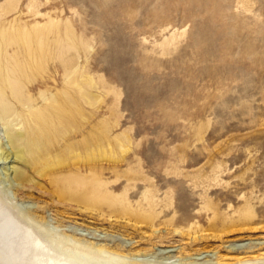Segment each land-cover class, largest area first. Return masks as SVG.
<instances>
[{
    "label": "rangeland",
    "instance_id": "rangeland-1",
    "mask_svg": "<svg viewBox=\"0 0 264 264\" xmlns=\"http://www.w3.org/2000/svg\"><path fill=\"white\" fill-rule=\"evenodd\" d=\"M0 47L17 111L6 78L39 98L84 75L102 97L46 175L3 163L0 122V239L29 242L14 264H264V0H0ZM100 131L106 155L90 157ZM94 177L120 201L82 198Z\"/></svg>",
    "mask_w": 264,
    "mask_h": 264
},
{
    "label": "bare ground",
    "instance_id": "bare-ground-1",
    "mask_svg": "<svg viewBox=\"0 0 264 264\" xmlns=\"http://www.w3.org/2000/svg\"><path fill=\"white\" fill-rule=\"evenodd\" d=\"M27 79L29 80V83L32 84V79ZM52 79L53 82L48 78L42 85L49 84L50 82L56 86L60 85V80H58L57 77H53ZM6 81L12 86L11 93L18 101V104L21 105V108L20 111H17V106L15 107L11 103L0 98V122L5 126V134L8 140V145L10 146V150L4 149L1 151V154L3 155L1 159L5 160L3 163H9L12 158H14V160L25 163L33 173L40 176L51 173V171H55L59 167L64 166L66 160L60 156L61 154L54 155L53 151L56 149V143L59 140L62 139L63 141L65 140L68 142L73 136H77L78 131H81L86 137L81 124L79 125L76 117L77 114H79L83 120H86L87 113L83 106L86 104L101 103L102 101V97L93 99L86 87L87 84L91 85L94 83V78L86 77L84 75L75 76L67 74L64 78V84L66 87L61 93L49 94L46 91H42L39 98L34 97L31 94V87L27 86V81H24L22 78H6ZM34 81L36 82V80ZM1 91L2 89L0 88V96ZM54 102H57V105H53ZM5 115L13 116L14 119L11 117L8 118L9 122H16L13 125H11V123L9 126L8 121L4 122L3 117ZM98 138V149L95 148L98 155L96 154V150L94 151V149H92L91 152H89L90 157L93 155L96 157H103L106 155L105 148L102 145L103 133L101 131L98 134ZM85 142H87V139H85ZM74 147L75 144L73 142L67 143V149L72 154V159H81L80 153H77ZM10 168H14V175L11 179L16 182L15 187L17 190H20V187L25 186L26 182L31 181V178L25 171L16 169L15 165H12ZM84 179V176L78 173L76 177H73V182H75L76 185H81L82 182V185L86 186L85 182H83ZM66 180L70 181V178ZM93 180L96 181V186L90 193V189H87L86 193L83 192L84 194L82 196L84 197L82 198H85L88 201H95L96 204L103 202H111L114 204L115 202L120 201V199H113L111 196L112 193L108 191L102 178L94 177ZM69 188H71V186H69ZM145 193L144 198L147 200L146 203L148 205H155L156 195L150 197L148 191ZM128 208H130V206L125 204L123 211L128 212ZM136 211L137 209H135V212ZM249 211L251 213L253 209H246V212ZM10 236L11 234L7 237L1 238L0 246L5 247L9 244L11 247L13 246L11 248L13 260L10 259L9 264H14V260L19 261L20 258V256H17V253L23 251L25 249V244L29 242H27L26 238L23 236L18 235V232H14V236ZM17 238H19V240Z\"/></svg>",
    "mask_w": 264,
    "mask_h": 264
}]
</instances>
